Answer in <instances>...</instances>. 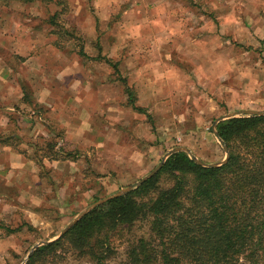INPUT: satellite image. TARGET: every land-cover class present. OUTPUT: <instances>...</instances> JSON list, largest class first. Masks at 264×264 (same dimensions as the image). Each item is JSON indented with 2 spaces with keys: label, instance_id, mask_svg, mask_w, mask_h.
I'll use <instances>...</instances> for the list:
<instances>
[{
  "label": "rangeland",
  "instance_id": "obj_1",
  "mask_svg": "<svg viewBox=\"0 0 264 264\" xmlns=\"http://www.w3.org/2000/svg\"><path fill=\"white\" fill-rule=\"evenodd\" d=\"M140 1L143 3V0ZM174 2L178 7L174 14L182 21L181 31L174 34L179 40L174 43V65L183 74L174 89V82L168 79L171 75L163 77V81L158 79L160 74L156 72L128 73L120 70L122 66H118L114 59L110 61L116 66L107 64L103 60L107 55L91 56V50L96 53L101 49L102 53L104 49L115 48L118 43L121 46L117 48L122 51L121 41L115 43L111 40L122 38L124 31H127L123 21L126 8L114 11L107 26L99 29V18L94 10L70 9L67 0H52L51 4L38 1L41 7H24V3L28 2L15 0L18 7L15 10L4 9L0 5V24L1 20L5 25L9 24L5 27L6 31L11 26L9 21H16L17 32L26 36L45 33L48 29L55 33L56 41L53 42L52 37L42 40L46 43L43 49L55 50L58 47L66 50L63 54L73 70L64 75L65 79L67 82H81V87L75 89L79 95L73 94V87L67 88L66 95L60 90L62 99L68 101L66 122L70 123L74 110L78 111V108L82 110L84 118L89 114L93 136L87 135L86 138L96 139L95 145L98 143L91 148L89 144L73 148L74 141L65 138L64 129L55 121L52 126L61 130L63 136L60 138V134H56L52 142L56 144L55 151L59 158L68 162L67 170H64L68 175L62 177L66 184L56 188L47 184L40 207H35L30 200L32 207L24 208V201L28 202L29 198L21 196L19 201L17 191H4L6 196L0 198V264H25L38 243L55 239L73 219L95 202L122 189L134 187L174 148L185 147L206 164L221 162L225 153L223 145L213 134L214 122L241 111H264V0ZM60 5L66 7L60 8ZM87 14L89 17H86ZM187 14L197 20L194 27H186ZM88 22L96 26L97 41L87 37L91 32ZM143 33L150 38L146 30ZM149 43V47L138 48L136 45L137 50L134 51L135 55L148 51L147 56L140 58V61L146 60L145 64L153 62L150 54L154 49ZM36 49L39 52L42 47ZM56 59L51 56V60ZM138 59L132 58L136 63ZM25 61L26 58L14 59L0 50V65L20 66ZM47 61L48 58L45 63ZM76 62L79 63L77 67ZM40 63L43 64L42 59ZM23 67L20 72L25 78L22 89L29 93V79L41 81L42 73L32 71L30 62ZM184 77L193 80H184ZM154 82L162 85L158 87L162 96L156 92L154 100L164 99L167 102L150 103L151 99L147 97V103L140 106L138 93ZM125 87L133 88L136 105L143 106L144 114L127 105ZM178 91L183 93L178 95ZM76 102H82L77 109ZM171 113H174V118ZM243 116L252 115L239 114L235 118ZM46 153L42 152V155ZM54 178L58 180L50 176L48 181ZM95 198L98 200L94 201ZM9 230L15 231L10 233ZM146 230L145 224L140 223L131 234L144 235ZM130 238L126 237L124 241ZM115 245V255L109 264H126V243L117 241ZM59 254L58 264L79 263L70 253Z\"/></svg>",
  "mask_w": 264,
  "mask_h": 264
},
{
  "label": "trees",
  "instance_id": "obj_2",
  "mask_svg": "<svg viewBox=\"0 0 264 264\" xmlns=\"http://www.w3.org/2000/svg\"><path fill=\"white\" fill-rule=\"evenodd\" d=\"M125 93L127 105L144 114L134 91ZM216 132L228 149L225 164L202 167L173 153L154 176L91 210L25 264H58L61 252L76 264H109L117 241L127 245L126 264H264V116L226 119ZM55 146L46 142L44 156L59 158ZM140 223L145 234L132 236Z\"/></svg>",
  "mask_w": 264,
  "mask_h": 264
},
{
  "label": "crops",
  "instance_id": "obj_3",
  "mask_svg": "<svg viewBox=\"0 0 264 264\" xmlns=\"http://www.w3.org/2000/svg\"><path fill=\"white\" fill-rule=\"evenodd\" d=\"M67 1L70 9L83 10L91 8L94 10V13L99 18V29L104 28V25L107 26V21L112 18L111 14L114 11L126 8L127 13L123 21L127 31H124L122 38L111 40L115 43L121 41L122 51L118 49L121 46L118 43V48L116 46L112 49H104L102 50L103 54L101 49L96 53L91 50V56L100 57L101 55H107L106 59L116 60L115 63H118V66H122L120 70L128 71V73L156 72L160 74V77H158L160 80L171 75L168 79L174 82L173 89L176 84H179L183 74L174 65V43L179 42L178 38L174 37V34H177L179 30L181 31L182 21L174 14V11L178 9L177 5H175V0H143V3L140 0ZM47 4H51V2ZM0 5L4 9H18L15 0H0ZM30 5L41 7L38 1L24 3V7ZM49 6L51 5H47V7ZM61 7L66 6L60 5ZM86 17H89V14ZM1 21L0 50H2V54L9 55L14 59L26 58L27 61L20 66H17V64L7 65L5 63L0 65V198L3 199L6 196L5 192L17 191V199L19 201L21 196L29 198L28 202L24 201L26 205L22 207H32L29 203L30 200L35 207H40L44 201V198L41 197L45 186L47 184H51L54 188L65 186L66 183L62 181V177H67L68 175L64 171L66 163H68L66 159L63 161L62 158L53 159L42 155L46 142L54 141L53 138L56 134H60V138L63 136L61 130H57L52 126L55 121L64 129L65 138L74 141L75 144H72L73 148L87 144L91 148L98 143L95 145L96 139L86 138L87 135L92 137L93 132L89 123L90 115L86 114L84 118L82 110L79 111L77 107L82 102H76L75 106L78 111L74 110L73 119L71 118L70 123L67 124L66 122L65 114H67L68 101L65 98L62 99V91L63 95H66L67 88L73 87V94L79 95V92L75 89L81 87V82L79 80H75L76 82L68 81L71 82L68 84L67 79H65L64 75L73 70L66 62V55L63 54L66 50H61L58 47H55V50L43 49L44 45H46L43 42L45 38L52 37L53 42L56 41L57 38H54L55 33H51L50 29H48L45 33H30L26 36L24 33L17 32L18 24L16 21H9L11 26L7 31L5 27L9 24L6 23L5 25L4 20ZM76 21L79 22L78 18H76ZM186 21L187 28L194 27L197 23V20L191 18L189 14H187ZM88 25H90L91 32L88 35L86 34L87 37L97 41L96 26L94 25L93 27L89 22ZM144 30L148 33L147 35H151L150 38L144 35ZM99 38L102 42V38ZM147 42H150V46H153L154 49V52L150 54L153 62L149 64H145L146 60L140 61V58L147 56L148 51L138 52L139 55H135L136 53L134 52L137 50L136 45L138 48L140 46L149 47ZM38 46L42 47L39 52L36 49ZM85 53L89 54L86 51ZM51 56L57 57V59L51 60ZM136 57H139L138 63L132 60V58ZM47 58L48 61L45 63ZM40 59H42L43 64H39ZM121 59L124 60V63ZM103 60H105V57ZM29 62L33 66L31 68L32 71L42 73V78L41 81L29 79L28 84L31 91L28 93L22 89L24 87L22 83L25 78L20 75V72L25 68L23 65ZM77 64L79 65V63L76 62V67ZM161 74H167V76H162ZM141 79L148 80L145 77ZM188 79L193 80L192 78L184 77V80ZM158 87H162V85H157L155 82L150 84L149 87L146 85V89L138 93V104L141 106V103H147V97H150L148 98L151 99L150 103L165 104L167 101H164V99L154 100L156 92L162 96ZM61 89L62 91H60ZM131 89L133 90L132 87ZM25 93L30 96L28 97L29 99L26 98ZM145 93L147 94L146 96H144ZM182 93L178 91L177 94L181 95ZM134 95L136 97L135 92ZM72 103L74 104V99ZM171 115L174 118V113H171ZM37 160L41 162L37 163ZM58 165H61L62 168H59ZM42 169H44V172ZM50 176H54L58 180L54 178V180L48 181Z\"/></svg>",
  "mask_w": 264,
  "mask_h": 264
},
{
  "label": "water",
  "instance_id": "obj_4",
  "mask_svg": "<svg viewBox=\"0 0 264 264\" xmlns=\"http://www.w3.org/2000/svg\"><path fill=\"white\" fill-rule=\"evenodd\" d=\"M242 115V114H244V115H255V116H264V111L263 112H253V111H241V112H237V113H233V114H229V115H226V116H223V117H221V118H219V119H217L215 122H214V124H213V134H214V136L216 137V138H218L217 137V133H216V131H215V125L218 123V122H220V121H223V120H226V119H230V118H235V117H237L238 115ZM219 140V139H218ZM223 151H224V153H225V157H224V159L221 161V162H219V163H213V164H206V163H204V162H202V161H200V160H198L194 155H192L191 154V152H190V150H188L187 148H185V147H177V148H174V149H172V150H170L169 152H167L165 155H164V157H163V159H162V161L159 163V165L153 170V171H151L148 175H146L144 178H142L141 180H139L136 184H135V186L134 187H128V188H125V189H122L121 191H119V192H117L116 194H113V195H111V196H108V197H106V198H104V199H102V200H99V201H97V202H95L94 204H92L91 206H89L88 208H86L83 212H81L75 219H73L61 232H60V234L55 238V239H53V240H51V241H47V242H40V243H38L37 244V247H39V246H42V245H46V244H48V243H51V242H53V241H55V240H57V239H59V238H61L73 225H75L79 220H81L86 214H88L91 210H93L94 208H96L97 206H99V205H101V204H103V203H105V202H107V201H109V200H111V199H113V198H116V197H118V196H120V195H122V194H124V193H126V192H128V191H130V190H132L133 188H135V187H137V186H139V185H141L143 182H145L147 179H149V178H151L152 176H154L158 171H159V169L162 167V165L164 164V162L166 161V159L170 156V155H172L173 153H176V152H184V153H186L188 156H189V158L191 159V160H193L195 163H197L198 165H200V166H202V167H219V166H221V165H223V164H225L226 162H227V160H228V157H229V153H228V149H227V147L225 146V145H223Z\"/></svg>",
  "mask_w": 264,
  "mask_h": 264
}]
</instances>
